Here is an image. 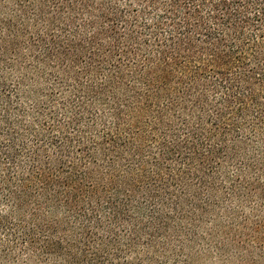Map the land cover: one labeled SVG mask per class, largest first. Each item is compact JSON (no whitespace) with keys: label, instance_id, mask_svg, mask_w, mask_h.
Listing matches in <instances>:
<instances>
[{"label":"trees","instance_id":"1","mask_svg":"<svg viewBox=\"0 0 264 264\" xmlns=\"http://www.w3.org/2000/svg\"><path fill=\"white\" fill-rule=\"evenodd\" d=\"M261 262L264 0H0V264Z\"/></svg>","mask_w":264,"mask_h":264},{"label":"rangeland","instance_id":"2","mask_svg":"<svg viewBox=\"0 0 264 264\" xmlns=\"http://www.w3.org/2000/svg\"><path fill=\"white\" fill-rule=\"evenodd\" d=\"M252 241H253V240H252ZM259 246H260L259 244H255V243H253V242H250V245L246 247L248 253H250L249 250L256 251V253L254 254V257H256V259H258V258L261 257V256H260L261 253L258 251ZM260 264H264V263L261 262Z\"/></svg>","mask_w":264,"mask_h":264}]
</instances>
